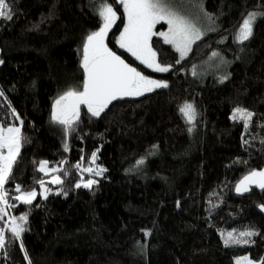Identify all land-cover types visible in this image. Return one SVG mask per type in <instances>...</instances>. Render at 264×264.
<instances>
[{"label":"trees","instance_id":"16d2710c","mask_svg":"<svg viewBox=\"0 0 264 264\" xmlns=\"http://www.w3.org/2000/svg\"><path fill=\"white\" fill-rule=\"evenodd\" d=\"M6 2L13 19H0V125L19 124L23 139L5 184L16 207L7 209L4 220L24 213L28 220L21 239L9 240L0 264L264 260V217L257 210L264 191L233 192L242 176L264 162V16L257 18L248 41L233 38L248 12H264V0H171L183 15L193 14L191 9L210 14L211 21L204 17L214 30L206 31L178 64L175 50L153 36L157 60L172 66L168 72L151 71L117 47L124 22L118 0ZM103 3L112 5L118 17L106 37L109 49L168 87L121 98L99 117L81 106L65 150L50 111L63 92L82 90L79 49L101 24ZM214 50L222 64L212 69L206 60ZM185 102L196 110L192 123L179 111ZM237 107L254 113L247 130L242 120L231 119ZM91 152L105 171L91 188H77L87 174H79L74 160ZM40 159L66 162L59 171L62 184L45 179L38 171ZM40 179L51 189L47 198L38 193L31 205L16 202L17 184L23 191H39ZM245 229L257 233L249 244L225 246L227 232Z\"/></svg>","mask_w":264,"mask_h":264},{"label":"snow or ice","instance_id":"6c2138e0","mask_svg":"<svg viewBox=\"0 0 264 264\" xmlns=\"http://www.w3.org/2000/svg\"><path fill=\"white\" fill-rule=\"evenodd\" d=\"M118 2L123 6L125 24L117 38V44L120 48L131 53L142 64L154 68L155 71L168 72L172 66H162L157 62V53L151 45L153 36L161 37L163 42L171 45L183 59L191 50L192 45L205 34L192 19L176 10L171 0H118ZM198 6L203 12L202 3ZM98 15L102 20L100 27L98 30L89 33L83 43L81 66L84 70V81L82 90L70 88L58 96L52 104L51 120L53 123L63 126L65 135L74 131L75 124L80 118L82 105L87 108L91 116L99 117L112 101L125 96H141L146 92H152L154 89L168 87L166 81L153 80L142 75L136 68L125 63L120 56L108 48L105 38L109 29L118 19L112 5L102 4L99 7ZM204 16L209 21L212 20L210 14L204 13ZM261 16H264V12L250 11L244 16L235 34L236 42L242 43L252 37L254 24L257 18ZM0 19H13L11 7L6 0H0ZM161 21L167 23V31H153ZM217 55L216 52L212 53L213 57ZM176 63H180V60H177ZM225 79H227L226 76L221 77V82ZM0 96H4L3 90H0ZM179 111L188 123H192L197 115L194 105L188 102L180 106ZM13 115H15L14 109ZM253 116L254 113L251 111L237 107L233 109L231 119L234 121L242 120L244 128L247 130ZM189 131L191 132L192 128H189ZM22 139L20 127L0 125V220H3V225L0 226V255L6 254L4 250L7 248L10 239L20 240L22 233L27 230L25 224L28 220V213L19 217L11 216L9 220H4V217L8 216L7 209L16 207V204L9 203L5 184L11 179L13 167L20 154ZM244 143L247 144L248 141L245 140ZM65 150H67V144H65ZM96 157L97 153L93 152L89 162L94 164ZM60 163L66 162L61 161ZM143 163V159L137 161L138 165ZM74 167L80 169L81 164L78 162ZM58 170L57 168H49L47 161L39 162V172L47 174ZM82 171L92 173L94 169L87 167L83 168ZM104 171L105 169L101 168L95 174L100 176ZM64 175L67 176L68 172L65 171ZM37 183L41 189L39 195L47 198L51 189L46 187L44 179H40ZM50 183L60 185L63 180L60 176H53ZM95 183L97 181L88 179L84 183L77 182L75 187L91 188ZM253 187L264 190V169H253L247 173L237 182L235 190L237 194H243L250 192ZM15 190L19 195L15 196L14 199L23 204L31 205L38 195L35 189L23 191L19 184L16 185ZM258 207L264 211V205ZM145 235L148 233L145 232ZM255 235L257 233L253 229H245L238 233L233 230L226 233L224 244L226 247L246 245L251 242L250 238ZM20 247L23 250L22 242ZM27 258L25 252V259ZM235 264H254V262L248 256H244L236 258ZM260 264H264V260Z\"/></svg>","mask_w":264,"mask_h":264},{"label":"rangeland","instance_id":"374dc122","mask_svg":"<svg viewBox=\"0 0 264 264\" xmlns=\"http://www.w3.org/2000/svg\"><path fill=\"white\" fill-rule=\"evenodd\" d=\"M104 4V3H103ZM102 5V4H101ZM100 5V6H101ZM99 6V7H100ZM122 9H123V6H122ZM191 11L193 12V14H191L190 15V13H189V18L190 19H192L193 20V22L194 23H196L197 24V27H199L204 33L206 32V31H208V30H210V29H212V27H211V25L208 23V20L198 11V10H195V9H191ZM123 14H124V10H123ZM187 16V15H186ZM102 23V22H101ZM124 24H125V17H124V22H123V25H122V27H121V29H120V31L118 32V34L116 35V37H115V44L117 45V47L118 48H120L119 47V45L117 44V38L119 37V35H120V32L123 30V28H124ZM162 24H164V27L163 28H161V25ZM101 25V24H100ZM100 25L95 29V30H93V31H96V30H98V28L100 27ZM112 28V27H111ZM110 28V29H111ZM167 28H168V25H167V23L166 22H164V21H161L160 23H158L156 26H155V28L153 29V31H167ZM239 28V27H238ZM109 29V30H110ZM92 31V32H93ZM236 31H237V29H236ZM236 31L234 32V34H233V38H234V40H235V34H236ZM109 32V31H108ZM161 38V37H160ZM162 39V38H161ZM85 40V39H84ZM163 40V39H162ZM236 41V40H235ZM83 43H84V41L82 42V44L80 45V49H79V53H80V65H81V60H82V55H83V51H82V49H83ZM105 43H106V38H105ZM171 46V45H170ZM172 47V46H171ZM109 48V47H108ZM173 48V47H172ZM120 49H122L123 51H125L126 53H128L131 57H133L135 60H137L134 56H132L131 55V53H129V52H127L125 49H123V48H120ZM154 49V48H153ZM174 49V48H173ZM175 50V49H174ZM175 52H176V50H175ZM213 52H216V53H218V55L217 56H215V57H213L212 56V53ZM176 54H177V58H178V60H181V58H180V55H179V53L178 52H176ZM139 63H141L139 60H137ZM157 62L158 63H160L158 60H157ZM142 64V63H141ZM161 64V63H160ZM222 64V57L220 56V54H219V52L218 51H216V50H214V51H211L210 53H209V55H208V57H207V60H206V66H209V67H211L212 69L213 68H216V66H220ZM142 65H144L146 68H148V69H150L151 71H155L154 70V68H149V67H147L145 64H142ZM162 66H167V65H164V64H161ZM140 72V71H139ZM155 72H158V71H155ZM142 75H144L142 72H140ZM144 76H146V75H144ZM197 76H203V73L202 74H197ZM146 77H148V76H146ZM148 78H150V77H148ZM150 79H153V78H150ZM153 80H160V79H153ZM162 81V80H161ZM146 93H148V92H146ZM145 94V93H144ZM131 97H138V96H131ZM55 101V100H54ZM53 101V102H54ZM85 107V106H84ZM86 108V107H85ZM87 109V108H86ZM51 111H52V108H51ZM51 111H50V119H51ZM8 126H16V127H20L19 126V124H10V125H7V126H4V127H8ZM56 131H57V134H58V136H59V140H60V142H61V145H62V147H65V144H66V142L68 141V139H69V135L70 134H68V135H65V133H64V130H63V126H61V125H57V128H56ZM92 153L93 152H91V153H89V154H87V155H84V153H82V154H80L79 155V157L77 158V159H75L74 160V163H75V165L79 162L80 164H81V168L79 169V174L80 175H83V174H87V177H85V179L84 180H81L82 181V183H84V182H86L88 179H93V180H96L97 179V175L95 174V172L97 171V170H99V169H101L102 168V165L97 161V160H95V163L93 164V163H90L89 161H90V158H91V155H92ZM83 158V159H82ZM40 161H47L48 162V160H46V159H40L39 160V162ZM62 160H60L59 162H52V163H50V162H48V167L49 168H57V169H59L58 171H56V172H54V173H52V172H50V173H47V174H45L46 175V180L48 181V182H50L51 181V179H52V177L53 176H60V173H59V171H60V169H61V167H62V164L60 163ZM39 162H38V165H37V167H39ZM87 167H92L93 169H94V171L92 172V173H88V172H84V171H82V169L83 168H87ZM43 173V172H42ZM61 177V176H60ZM33 189H30V190H26V191H32ZM36 190V189H35ZM37 191V190H36ZM41 191V189L39 190V191H37V193H39ZM17 195H19V193L18 192H16L15 194H13V198L15 197V196H17ZM16 202H19V201H16ZM235 261H236V259H235Z\"/></svg>","mask_w":264,"mask_h":264},{"label":"water","instance_id":"95a60500","mask_svg":"<svg viewBox=\"0 0 264 264\" xmlns=\"http://www.w3.org/2000/svg\"><path fill=\"white\" fill-rule=\"evenodd\" d=\"M118 55V54H117ZM119 56V55H118ZM121 59H123L122 57H121ZM124 60V59H123ZM125 61V60H124ZM125 63H127L126 61H125ZM127 64H129V63H127ZM130 65V64H129ZM131 67H133L132 65H130ZM84 72V71H83ZM83 81H84V75H83ZM83 85V84H82ZM125 97H127V96H125ZM122 98H124V97H122ZM121 98H119V99H117V100H115V101H112V103L111 104H113L114 102H116V101H118V100H120ZM111 104H109V105H111ZM83 106V105H82ZM260 169H264V162H263V164H262V166H261V168H259V169H256V170H260ZM249 173V172H248ZM246 175V174H245ZM244 175V176H245ZM243 177V176H242ZM241 177V178H242ZM241 178L238 180V181H240L241 180ZM237 181V182H238ZM237 184V183H236ZM236 184H235V186H234V189H233V192H234V194L235 195H246V194H249L250 192H247V193H243V194H237V192H236V190H235V188H236ZM253 188H255V189H257V190H259V191H264V190H261V189H259V188H257V187H253ZM260 205H264V204H260ZM259 206V205H258ZM257 206V210H258V212L264 217V211H261V209L259 208ZM253 262H254V264H260V262H261V259L259 260V261H254V260H252Z\"/></svg>","mask_w":264,"mask_h":264}]
</instances>
